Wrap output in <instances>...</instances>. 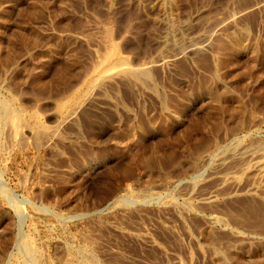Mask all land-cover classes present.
<instances>
[{"label":"rangeland","instance_id":"rangeland-1","mask_svg":"<svg viewBox=\"0 0 264 264\" xmlns=\"http://www.w3.org/2000/svg\"><path fill=\"white\" fill-rule=\"evenodd\" d=\"M263 213L264 0H0V264H264Z\"/></svg>","mask_w":264,"mask_h":264},{"label":"bare ground","instance_id":"bare-ground-1","mask_svg":"<svg viewBox=\"0 0 264 264\" xmlns=\"http://www.w3.org/2000/svg\"><path fill=\"white\" fill-rule=\"evenodd\" d=\"M120 55H118V52H117V48L116 47H112L111 49H110V51L107 53V55H106V65L104 66V68H103V72H102V75L103 74H106V72H109L110 70H113L115 67H119V66H121V65H123L126 61L125 60H123L122 58H120L119 57ZM125 61V62H124ZM97 73V72H96ZM127 73H130L131 75H133V76H135L136 78H138V79H140L141 77H143L146 73L145 72H143V71H128ZM80 95H78L77 97H79ZM76 97V96H75ZM80 98V97H79ZM75 100H78V99H75ZM72 102H74L75 103V101H72ZM73 103V104H74ZM71 104V103H70ZM69 104V105H70ZM64 105H65V103H64ZM68 105V106H69ZM59 106V105H58ZM67 106V107H68ZM71 106V105H70ZM66 107V106H65ZM64 107V108H65ZM59 108V107H58ZM69 110V109H68ZM71 111V110H70ZM60 112V111H59ZM36 115V114H35ZM37 121V120H36ZM39 124H41V123H39ZM39 124H37V126L39 125ZM34 125H35V122H34ZM39 128H43V124H41V125H39ZM40 130H42V129H40ZM250 207V206H249ZM253 207V206H252ZM250 209V208H249ZM247 210H248V208H247ZM251 210V209H250ZM257 210V209H256ZM249 211V210H248ZM251 212V211H250ZM256 211H255V213H253V214H255V216H256ZM264 214V213H263ZM258 216V215H257Z\"/></svg>","mask_w":264,"mask_h":264},{"label":"water","instance_id":"water-1","mask_svg":"<svg viewBox=\"0 0 264 264\" xmlns=\"http://www.w3.org/2000/svg\"><path fill=\"white\" fill-rule=\"evenodd\" d=\"M108 207V206H107Z\"/></svg>","mask_w":264,"mask_h":264}]
</instances>
